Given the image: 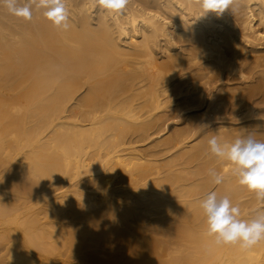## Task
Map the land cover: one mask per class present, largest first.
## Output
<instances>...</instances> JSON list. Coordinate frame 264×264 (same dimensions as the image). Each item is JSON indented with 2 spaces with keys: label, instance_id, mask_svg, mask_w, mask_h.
I'll list each match as a JSON object with an SVG mask.
<instances>
[{
  "label": "bare ground",
  "instance_id": "bare-ground-1",
  "mask_svg": "<svg viewBox=\"0 0 264 264\" xmlns=\"http://www.w3.org/2000/svg\"><path fill=\"white\" fill-rule=\"evenodd\" d=\"M65 4L67 30L0 4V264H264L200 208L264 209L208 144L264 141V0Z\"/></svg>",
  "mask_w": 264,
  "mask_h": 264
},
{
  "label": "clouds",
  "instance_id": "clouds-1",
  "mask_svg": "<svg viewBox=\"0 0 264 264\" xmlns=\"http://www.w3.org/2000/svg\"><path fill=\"white\" fill-rule=\"evenodd\" d=\"M234 0H198L203 13H223ZM128 0H96V4L108 14H119L126 7ZM8 10L25 20L32 19V6L43 8L44 16L57 28L67 30L69 11L65 0H27L20 5L18 0H0ZM208 144L211 153L231 165V172L238 183L254 193L256 200L264 202V141L255 135L238 136L234 141L221 142L213 135ZM213 182H223V175L209 170ZM206 220L205 235L213 239L217 246H239L249 250L264 241V209H258L251 219H242L239 206H234L227 196L218 198L215 191L210 192L200 201Z\"/></svg>",
  "mask_w": 264,
  "mask_h": 264
},
{
  "label": "rangeland",
  "instance_id": "rangeland-1",
  "mask_svg": "<svg viewBox=\"0 0 264 264\" xmlns=\"http://www.w3.org/2000/svg\"><path fill=\"white\" fill-rule=\"evenodd\" d=\"M198 108H200V107H197L196 109H198ZM200 176V175H199ZM203 178H205V176H206V174H204V173H202V175H201ZM201 177H199V179H200ZM209 191V190H208ZM207 192V191H206ZM251 210V209H250ZM254 211V208L252 209V212ZM250 216H254V213L252 214V215H250Z\"/></svg>",
  "mask_w": 264,
  "mask_h": 264
}]
</instances>
